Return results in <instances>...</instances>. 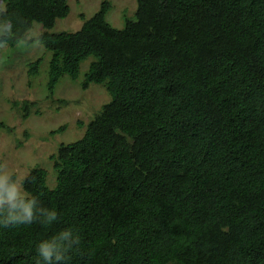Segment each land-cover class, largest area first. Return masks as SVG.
I'll return each mask as SVG.
<instances>
[{"label": "trees", "instance_id": "1", "mask_svg": "<svg viewBox=\"0 0 264 264\" xmlns=\"http://www.w3.org/2000/svg\"><path fill=\"white\" fill-rule=\"evenodd\" d=\"M3 3L0 45L51 53L50 96L93 56L83 87L103 85L111 100L51 154L53 187L37 166L28 195L4 203L0 264H45L38 245L63 229L66 243L80 238L66 264H264V0H137L122 28L103 1L80 29L56 33L69 0ZM41 64H28L30 78ZM27 201L57 220L11 225Z\"/></svg>", "mask_w": 264, "mask_h": 264}, {"label": "rangeland", "instance_id": "2", "mask_svg": "<svg viewBox=\"0 0 264 264\" xmlns=\"http://www.w3.org/2000/svg\"><path fill=\"white\" fill-rule=\"evenodd\" d=\"M103 1H109L108 22L122 28L126 19L135 18L137 0H69L70 14L59 19L51 32H74L98 11ZM4 8L0 0V11ZM9 26H0V35ZM44 29L35 24L31 36ZM51 53L41 45L20 44L14 48L0 45V159L2 177L14 183L23 194V181L35 167L48 170L47 184L53 187L56 174L50 156L61 144L81 138L89 122L102 110L111 97L103 85L84 88L83 82L90 56L81 63L80 77L61 79L53 96L46 87ZM42 58L40 74L28 76V64ZM29 103L24 107V103ZM27 106V105H26Z\"/></svg>", "mask_w": 264, "mask_h": 264}, {"label": "clouds", "instance_id": "3", "mask_svg": "<svg viewBox=\"0 0 264 264\" xmlns=\"http://www.w3.org/2000/svg\"><path fill=\"white\" fill-rule=\"evenodd\" d=\"M22 193L18 189L15 183L5 187V178L0 176V209L5 202H16L22 198ZM34 201H27L23 204L19 212H13L10 216L11 225L31 224L39 221L44 225H51L53 221H56L58 215L55 211H49L46 213V220L39 219L32 204ZM8 226V222H5V227ZM70 229H63L49 240L42 241L37 248L38 254L43 258L45 264H60L70 258L68 253L80 244V238L76 236L73 243H66L67 237L70 235ZM63 237L64 239H60ZM38 264L40 262L38 261Z\"/></svg>", "mask_w": 264, "mask_h": 264}]
</instances>
